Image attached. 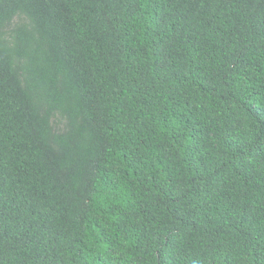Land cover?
<instances>
[{"label":"trees","instance_id":"16d2710c","mask_svg":"<svg viewBox=\"0 0 264 264\" xmlns=\"http://www.w3.org/2000/svg\"><path fill=\"white\" fill-rule=\"evenodd\" d=\"M0 264H264V0H0Z\"/></svg>","mask_w":264,"mask_h":264}]
</instances>
